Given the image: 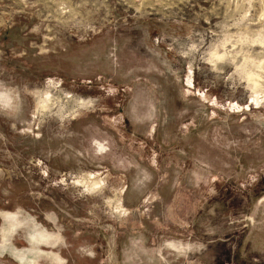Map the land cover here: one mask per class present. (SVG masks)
I'll return each mask as SVG.
<instances>
[{
  "label": "rangeland",
  "instance_id": "1",
  "mask_svg": "<svg viewBox=\"0 0 264 264\" xmlns=\"http://www.w3.org/2000/svg\"><path fill=\"white\" fill-rule=\"evenodd\" d=\"M0 264H264V0H0Z\"/></svg>",
  "mask_w": 264,
  "mask_h": 264
},
{
  "label": "bare ground",
  "instance_id": "2",
  "mask_svg": "<svg viewBox=\"0 0 264 264\" xmlns=\"http://www.w3.org/2000/svg\"><path fill=\"white\" fill-rule=\"evenodd\" d=\"M43 97H44V96H43ZM44 100H45V99H44ZM42 101H43V100H42ZM45 101H46V100H45ZM47 101H48V99H47ZM45 103H46V102H45ZM43 106H44V105H43ZM43 108H45V107H43ZM88 178H89V177H88ZM88 181H89V183L91 182L90 179H88ZM92 181H93V180H92ZM93 182H94V181H93ZM96 182H97V181H96ZM79 183H80V182H79ZM82 183H83V182H82ZM99 184H100V183H99ZM99 184H98V185H99ZM93 185H96V183H93L92 186H93ZM98 185H96V186H98ZM118 204H120V203H118ZM118 206H119V205H118ZM119 208H120V207H119Z\"/></svg>",
  "mask_w": 264,
  "mask_h": 264
}]
</instances>
